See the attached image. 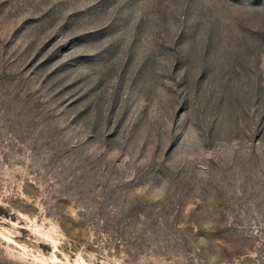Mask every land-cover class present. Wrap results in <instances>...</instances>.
Returning a JSON list of instances; mask_svg holds the SVG:
<instances>
[{"label": "rangeland", "instance_id": "1", "mask_svg": "<svg viewBox=\"0 0 264 264\" xmlns=\"http://www.w3.org/2000/svg\"><path fill=\"white\" fill-rule=\"evenodd\" d=\"M0 264H264V0H0Z\"/></svg>", "mask_w": 264, "mask_h": 264}]
</instances>
